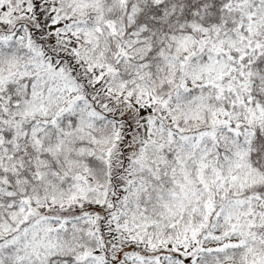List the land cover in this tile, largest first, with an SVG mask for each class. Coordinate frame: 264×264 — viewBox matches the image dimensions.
Masks as SVG:
<instances>
[{
    "label": "snow or ice",
    "instance_id": "6c2138e0",
    "mask_svg": "<svg viewBox=\"0 0 264 264\" xmlns=\"http://www.w3.org/2000/svg\"><path fill=\"white\" fill-rule=\"evenodd\" d=\"M0 264H264V0H0Z\"/></svg>",
    "mask_w": 264,
    "mask_h": 264
}]
</instances>
